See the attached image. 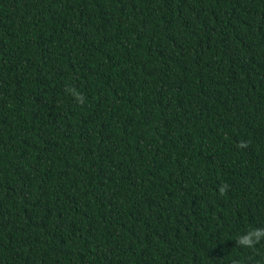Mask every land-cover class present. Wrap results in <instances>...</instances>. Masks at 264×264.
I'll list each match as a JSON object with an SVG mask.
<instances>
[{
	"label": "trees",
	"instance_id": "trees-1",
	"mask_svg": "<svg viewBox=\"0 0 264 264\" xmlns=\"http://www.w3.org/2000/svg\"><path fill=\"white\" fill-rule=\"evenodd\" d=\"M253 229L264 0H0V264H264Z\"/></svg>",
	"mask_w": 264,
	"mask_h": 264
},
{
	"label": "clouds",
	"instance_id": "clouds-1",
	"mask_svg": "<svg viewBox=\"0 0 264 264\" xmlns=\"http://www.w3.org/2000/svg\"><path fill=\"white\" fill-rule=\"evenodd\" d=\"M73 92L77 100L81 104H83L84 97L81 94L76 93L74 90ZM241 147H246V145L241 144ZM227 187H228L227 185H224L219 189L221 195L226 194ZM262 241H264V229H253L246 236L239 237V239L236 242H237V245L239 246H242L244 248L253 249L256 247V245L260 244Z\"/></svg>",
	"mask_w": 264,
	"mask_h": 264
}]
</instances>
